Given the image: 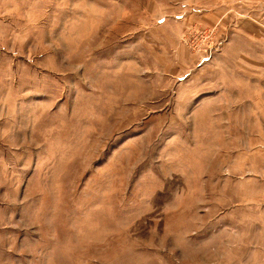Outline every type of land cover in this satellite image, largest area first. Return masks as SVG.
<instances>
[{
  "label": "rangeland",
  "instance_id": "1",
  "mask_svg": "<svg viewBox=\"0 0 264 264\" xmlns=\"http://www.w3.org/2000/svg\"><path fill=\"white\" fill-rule=\"evenodd\" d=\"M0 264H264V0H0Z\"/></svg>",
  "mask_w": 264,
  "mask_h": 264
}]
</instances>
